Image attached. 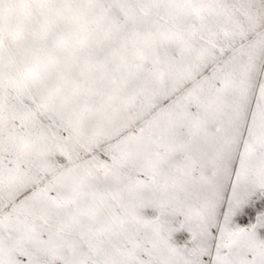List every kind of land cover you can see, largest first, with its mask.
<instances>
[{"label":"snow or ice","instance_id":"1","mask_svg":"<svg viewBox=\"0 0 264 264\" xmlns=\"http://www.w3.org/2000/svg\"><path fill=\"white\" fill-rule=\"evenodd\" d=\"M0 264H264V0H0Z\"/></svg>","mask_w":264,"mask_h":264}]
</instances>
